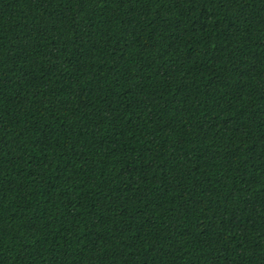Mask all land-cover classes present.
Wrapping results in <instances>:
<instances>
[{"label": "trees", "instance_id": "16d2710c", "mask_svg": "<svg viewBox=\"0 0 264 264\" xmlns=\"http://www.w3.org/2000/svg\"><path fill=\"white\" fill-rule=\"evenodd\" d=\"M0 264H264V0H0Z\"/></svg>", "mask_w": 264, "mask_h": 264}]
</instances>
